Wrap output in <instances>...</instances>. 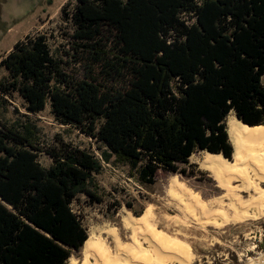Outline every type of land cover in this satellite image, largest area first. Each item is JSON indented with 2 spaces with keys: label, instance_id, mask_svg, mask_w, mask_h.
Segmentation results:
<instances>
[{
  "label": "trees",
  "instance_id": "16d2710c",
  "mask_svg": "<svg viewBox=\"0 0 264 264\" xmlns=\"http://www.w3.org/2000/svg\"><path fill=\"white\" fill-rule=\"evenodd\" d=\"M61 13L64 54L35 34L0 59V116L17 94L104 150L61 142L44 167L34 128L0 118V264H66L81 250L71 206L103 203L101 161L152 186L160 171L187 176L197 152L231 161L229 114L264 125V0H75Z\"/></svg>",
  "mask_w": 264,
  "mask_h": 264
},
{
  "label": "rangeland",
  "instance_id": "374dc122",
  "mask_svg": "<svg viewBox=\"0 0 264 264\" xmlns=\"http://www.w3.org/2000/svg\"><path fill=\"white\" fill-rule=\"evenodd\" d=\"M74 3L75 0H0V59L10 51L16 41L26 35L35 34L46 36L54 55L64 54L68 50L65 34H70L71 31L61 21V12L62 9L70 10ZM6 78L7 72L0 67V80ZM228 117L233 118L232 114ZM0 118L7 124L17 122L34 128L37 148L41 150L37 159L44 167L52 164L46 152L57 148L61 142L87 150L98 159L104 150L100 143L75 128L59 124L50 113L48 105L38 113L27 112L24 101L17 94L6 98ZM204 156H206L205 152H197L189 158L187 166H180L186 168L187 176L158 172L152 186L138 184L129 176L125 166L112 161L109 163L101 161L102 171L96 176V180L100 189L106 194L103 203H90L84 196H78L71 207L82 219L87 233L94 232L96 235L99 228L115 225L122 240L128 242H130L127 239L129 234L123 230L121 219L126 216L133 217L134 214L140 216L143 212H147L153 229H159L186 244L192 255L191 264H246L250 259L264 256V205L256 212L249 210L248 217L239 222H225L220 227L211 224L201 226L207 221L204 219L212 220L214 217L220 219L221 215L214 213V216L201 217L197 211V215H194L195 213L184 209L176 197L169 194L168 186L172 180H176L179 185L205 201L208 209L210 208L208 212L219 209L227 216H232V211L229 210L231 203L239 204L238 199L245 201L257 195L254 191L257 187L258 191H264L263 160H258L257 163V159L252 158L251 161L247 160V157L240 164L239 172L229 181L228 187L230 185L231 191L226 192L227 190L217 185L211 173L201 167ZM226 193H230L233 200L227 198ZM216 202L219 203L218 206ZM127 203L132 205L131 211L127 209ZM193 217H199L200 220L197 221ZM70 258L80 264L81 250L73 253Z\"/></svg>",
  "mask_w": 264,
  "mask_h": 264
},
{
  "label": "bare ground",
  "instance_id": "6f19581e",
  "mask_svg": "<svg viewBox=\"0 0 264 264\" xmlns=\"http://www.w3.org/2000/svg\"><path fill=\"white\" fill-rule=\"evenodd\" d=\"M225 125L228 140L232 146V161L226 160L221 155H212L206 152V156L201 160V167L211 173L220 188L230 192L229 181L236 176L235 174L239 172L240 164L247 157V160L251 161L252 158L257 159V163H259L258 160L264 161V147H262V143H264V125L248 127L241 124L234 117L228 116L225 119ZM253 165L251 166L253 167ZM257 175V178H259V174ZM255 181L257 183V180ZM186 189L179 185L176 180H172L168 186L169 194L176 197L181 202L182 207L190 210L189 212L193 214L195 213L194 215H197V213L201 217L214 216V213L221 215H218L220 219H216L217 217L212 220L210 218L209 220L207 218L204 219L207 221L203 222L201 226L211 224L214 226L219 225L218 227H220L225 222H239L248 217L249 210H255L256 212L264 205V191H258V187L253 188L257 195L251 196L250 199L245 201L238 199L239 204L233 201L234 203L229 206L232 216H227L219 209H215L216 211L214 212H208L210 209H208V204L201 200L197 194H193ZM226 197L233 200V196L230 193H226ZM216 204L218 206L219 203L216 202ZM194 219L200 220L199 217ZM149 221L150 218L147 212H143L139 217L126 216L121 219V226L125 233L129 234L127 239L130 242L122 240V236L115 225L99 228L96 231V235L94 232L88 233L87 240L81 248L82 260L80 264H191L192 255H190L186 244L159 229H153ZM263 262L264 256H259L248 260L246 264H261ZM66 264L77 263L69 258Z\"/></svg>",
  "mask_w": 264,
  "mask_h": 264
},
{
  "label": "water",
  "instance_id": "95a60500",
  "mask_svg": "<svg viewBox=\"0 0 264 264\" xmlns=\"http://www.w3.org/2000/svg\"><path fill=\"white\" fill-rule=\"evenodd\" d=\"M241 123V122H240ZM241 124H243V123H241ZM243 125H245V124H243ZM247 126V125H246ZM248 127H250V126H248ZM261 264H264V262L263 263H261Z\"/></svg>",
  "mask_w": 264,
  "mask_h": 264
},
{
  "label": "crops",
  "instance_id": "0c3cea01",
  "mask_svg": "<svg viewBox=\"0 0 264 264\" xmlns=\"http://www.w3.org/2000/svg\"><path fill=\"white\" fill-rule=\"evenodd\" d=\"M201 152H205V151H201ZM206 153V152H205ZM212 155H214V154H212Z\"/></svg>",
  "mask_w": 264,
  "mask_h": 264
}]
</instances>
